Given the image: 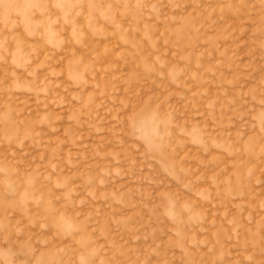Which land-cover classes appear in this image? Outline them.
Here are the masks:
<instances>
[{
    "label": "rangeland",
    "instance_id": "rangeland-1",
    "mask_svg": "<svg viewBox=\"0 0 264 264\" xmlns=\"http://www.w3.org/2000/svg\"><path fill=\"white\" fill-rule=\"evenodd\" d=\"M0 264H264V0H0Z\"/></svg>",
    "mask_w": 264,
    "mask_h": 264
}]
</instances>
